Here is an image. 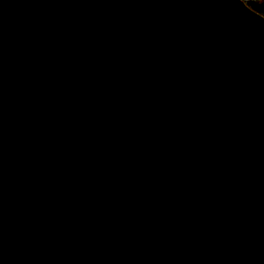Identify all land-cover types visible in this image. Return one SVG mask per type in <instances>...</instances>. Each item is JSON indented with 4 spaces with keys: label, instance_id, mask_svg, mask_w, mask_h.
<instances>
[{
    "label": "water",
    "instance_id": "95a60500",
    "mask_svg": "<svg viewBox=\"0 0 264 264\" xmlns=\"http://www.w3.org/2000/svg\"><path fill=\"white\" fill-rule=\"evenodd\" d=\"M0 264H264V15L0 0Z\"/></svg>",
    "mask_w": 264,
    "mask_h": 264
},
{
    "label": "rangeland",
    "instance_id": "374dc122",
    "mask_svg": "<svg viewBox=\"0 0 264 264\" xmlns=\"http://www.w3.org/2000/svg\"><path fill=\"white\" fill-rule=\"evenodd\" d=\"M263 1H264V0H246V2H248V4L250 3V4H253V5H255V6H260V5H262L263 8H264ZM250 4H249V5H250ZM250 6H251V5H250Z\"/></svg>",
    "mask_w": 264,
    "mask_h": 264
},
{
    "label": "trees",
    "instance_id": "16d2710c",
    "mask_svg": "<svg viewBox=\"0 0 264 264\" xmlns=\"http://www.w3.org/2000/svg\"><path fill=\"white\" fill-rule=\"evenodd\" d=\"M249 4H250V3H249ZM250 5H251L252 8H254L255 10H257V11H259V12H261V13L264 14V8H263L262 5H260V6H255V5H253V4H250Z\"/></svg>",
    "mask_w": 264,
    "mask_h": 264
}]
</instances>
